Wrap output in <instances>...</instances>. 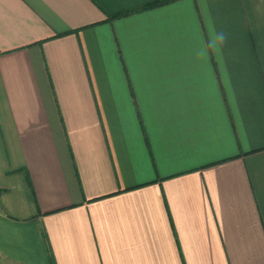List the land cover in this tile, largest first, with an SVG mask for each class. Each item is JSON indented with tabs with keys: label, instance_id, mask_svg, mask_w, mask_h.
I'll return each mask as SVG.
<instances>
[{
	"label": "crops",
	"instance_id": "1",
	"mask_svg": "<svg viewBox=\"0 0 264 264\" xmlns=\"http://www.w3.org/2000/svg\"><path fill=\"white\" fill-rule=\"evenodd\" d=\"M0 264H264V0H0Z\"/></svg>",
	"mask_w": 264,
	"mask_h": 264
},
{
	"label": "trees",
	"instance_id": "2",
	"mask_svg": "<svg viewBox=\"0 0 264 264\" xmlns=\"http://www.w3.org/2000/svg\"><path fill=\"white\" fill-rule=\"evenodd\" d=\"M160 4H163V2L153 3V4H151V5H147V6L143 7V9H144V8L153 7V6H158V5H160ZM111 18H113V16H112Z\"/></svg>",
	"mask_w": 264,
	"mask_h": 264
}]
</instances>
